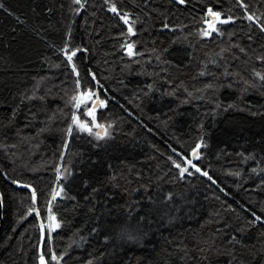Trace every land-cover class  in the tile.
Instances as JSON below:
<instances>
[{
	"label": "trees",
	"instance_id": "16d2710c",
	"mask_svg": "<svg viewBox=\"0 0 264 264\" xmlns=\"http://www.w3.org/2000/svg\"><path fill=\"white\" fill-rule=\"evenodd\" d=\"M82 2L86 7L73 13L71 0H0L9 10L0 8V264H37L36 213L25 216L31 206L30 191L11 181L18 179L36 187V207L46 218L57 162L71 169L67 179L61 180L67 196L56 201L61 227L52 233L57 255L66 253L61 258L63 264H87L90 260L93 264H182L183 253L175 250V243L184 238L191 249L193 230H199L205 220L222 221L205 225V235L223 224L231 225L227 230L231 233L246 227L251 211L264 214V186L260 184L264 180V87L252 76L253 68L264 72V64L255 60L256 55H264V34L254 21L243 18L237 0H186L184 5L149 0L147 6L144 0H114L119 8L143 18L136 26L137 35L130 38L139 41L137 51L147 57V50L153 47L167 50L163 60L168 63H159L154 57L146 62L129 58L119 49V33L125 28L103 0ZM244 3L249 5L250 13L264 20V0ZM209 6L221 11L222 17L231 14L237 19L219 25L222 35L197 38L195 30L201 27ZM144 13H149L151 19ZM164 16L170 28L182 27L162 29ZM69 26L72 47L87 48L77 53L75 61L81 78L91 69L100 82L99 87L91 82L106 102L104 108H97V118L102 123L111 122L112 127L111 135L99 141L77 129L69 136L67 154L60 160L58 153L71 114L66 101L72 94L74 75L55 48L63 46ZM190 33L193 35L189 39L182 38ZM231 45H239L246 52ZM209 58L218 63L206 64L209 74L202 76L199 73L205 65L201 62ZM225 67L229 75L224 74ZM235 72L255 81L257 87L242 91L245 86L240 77L232 75ZM181 81L183 84L177 88ZM209 83L214 87L204 88ZM28 94L34 98L22 99ZM77 111L82 120L90 121L83 105ZM201 137L204 145L198 166L208 170L216 182L189 169L191 176L172 183L176 175L168 161L169 156L176 158L172 149L190 153ZM249 154L252 158L245 159ZM253 168L258 170L252 172ZM112 171L130 180V187L121 180L119 187L108 186L86 203L83 198L91 188L85 190L84 181L96 187L97 181ZM235 172L240 175H233ZM149 185L146 191L144 186ZM126 187L128 192L123 190ZM105 191L108 205L103 203ZM168 192L174 194V199L164 202L163 195ZM73 196L76 200L71 199ZM148 196L156 203L150 204ZM130 201H138L144 209L137 208L133 216L151 209L152 224L149 227L145 222L143 229L146 235L136 243L125 242L114 234L110 241H104L103 236L109 234L105 225L126 218L123 209L117 213L114 206H126ZM93 205L94 211H90ZM174 213L177 219L168 224V216ZM93 227L102 230L90 234ZM262 232L264 227L258 225L239 234L245 244L254 245L252 254L243 250L247 264L264 261L258 242ZM166 238L174 243H167ZM218 243L222 241L218 239ZM241 251L237 249L238 254ZM189 255L192 260L183 264H197L201 254L193 249ZM228 259L223 254H212L205 264H228Z\"/></svg>",
	"mask_w": 264,
	"mask_h": 264
},
{
	"label": "snow or ice",
	"instance_id": "6c2138e0",
	"mask_svg": "<svg viewBox=\"0 0 264 264\" xmlns=\"http://www.w3.org/2000/svg\"><path fill=\"white\" fill-rule=\"evenodd\" d=\"M169 2H175L179 5H184L186 0H169ZM104 5H106L107 10L114 14L115 16L119 17V20L122 22V26L125 28L124 31L119 33V36L122 38V43L119 44V49L129 58L136 57L139 59H145L147 61H151L153 57L159 63H168L167 61L163 60V55L167 51L166 49H157L153 47L149 52L147 57H144L142 52L137 51V45L139 43L138 40L130 39L137 35V25L143 22V18L133 13L131 10H124L119 8L117 3L114 0H103ZM149 0H144L145 6H147ZM237 4L240 9L243 10L244 16L243 18L252 22L256 23V26L259 28L261 34H264V20L261 17H257L255 13H250L248 11L249 5L244 3V0H237ZM70 10L73 13H79L81 9L86 7V4L82 2V0H71ZM62 7V5H61ZM0 8H3L4 11L8 12L7 8H4V5L0 3ZM48 11H51L50 9ZM153 12L157 11L156 9H152ZM11 14V13H9ZM158 15H163L162 12H157ZM148 19H151V15L149 13H144ZM237 17L229 14L226 17H222L221 11H216L213 7H207L206 11L201 18V27L195 30V35L197 38H207L213 35V33H219L222 35L223 33L220 32L219 25L228 24L236 20ZM165 22L161 25L162 29L171 31L172 28L182 27L177 25H172L170 28L169 23L167 22V16H164ZM71 27L69 26L68 32L65 34V39L63 41V46L60 48H55L56 52L62 54L63 60L66 62L67 66L70 67L72 74L74 75V83L72 88V94L68 97L66 104L70 106L71 114L70 119L67 121L66 129L64 130L65 135L62 140V145L60 147L58 157L60 160H63L67 154V149L70 146L69 136H71L77 129L80 132H87L90 135L94 136L97 141L102 140L111 135V122H100L97 118L96 112L97 108H104L105 107V100L101 99L99 94L95 91L92 87L91 82L95 81L96 86H100V82L97 79L95 73L88 69L85 78H81L80 72L78 70V66L76 64L77 53L79 52H86L87 48H81L80 46L72 47V40H71ZM193 35L190 33L188 36L182 37L183 39L187 40L189 37ZM249 41L253 39L251 35L248 36ZM230 47H239V45H231ZM226 49H222L221 52L225 51ZM239 51L245 53L246 50L243 47H239ZM219 55V54H218ZM223 58V57H221ZM238 59V57H235ZM139 59L135 62L139 63ZM255 60L260 61L264 64V55H256ZM202 67L200 71V75H208L206 71V64L217 65V60L213 58H209L206 62H201ZM166 70V69H165ZM224 74L229 75L228 68L225 67ZM234 77H240L238 72L232 73ZM252 76L256 77L260 83V87H264V72L257 71L255 68L252 69ZM242 80L243 85L245 86L242 88V91H247L248 88H256L257 83L255 81L244 79L240 77ZM169 83H172L170 80ZM183 84L181 81L180 84L177 85L179 88ZM149 88L152 87L151 84L148 85ZM214 85L209 83L205 84L204 88L210 89L213 88ZM187 92L188 96L192 95V92H189L187 88L184 89ZM35 91V90H34ZM34 98L33 94H28L22 97V99L31 100ZM43 99V97H40ZM91 104V107L88 105ZM84 106L85 113L87 117H90V121H84L78 115V109L81 106ZM16 109H13V116L15 115ZM67 115V113H65ZM51 119V117H49ZM45 129H40L43 131ZM20 132L17 131V135L19 136ZM204 145L203 137L196 140L194 146L190 148L189 152H180L177 149H172L173 156L168 157V161L172 164L173 168L176 171V175L172 177V183H176L178 180H183L186 175L191 176L193 173L189 171V169H195L196 173H200L201 175L207 177L209 180H212V177L209 175V171L202 168V166H198V162L202 159V153L200 149ZM15 147V145H13ZM252 156H246L245 159H251ZM194 160L196 162H194ZM109 169H112V166H108ZM258 169L253 168L251 169L252 172H256ZM131 171V169H129ZM55 175V181L51 187L50 196L47 199V217L43 218L41 216L40 210L36 207L39 201V196L36 187H34L31 183H27L18 179H13L11 182L15 185H23L24 188L30 191V200L31 206L28 207L27 211L25 212V216L29 213H36L38 223L35 227L39 230V241L37 243V256L36 262L37 264H63L61 258L66 256L65 252H60L57 255L56 251L53 248V230L58 229L61 227V220L58 218V213L56 211V201L57 198H64L67 196L65 191V185L61 182L62 177L67 179V177L71 174V169L68 168L67 165H63L59 162L55 163V167L53 169ZM233 175L239 176V172L232 173ZM4 175L7 176V172H4ZM124 180L127 185H131L130 180H125V177L121 174H118L115 171H112L110 175L104 177L101 180L97 181V186L92 187L91 182L89 180L84 181L85 190L91 188V191L84 196V201L90 202L96 199V196L102 190H106L108 186L111 187H119L120 181ZM213 183L216 181L212 180ZM261 186H264V180L260 182ZM145 190L147 191L149 186H144ZM125 192L129 191V188L126 187L123 189ZM132 192H135V188H131ZM72 200H76V197H71ZM148 202L150 204H155L156 201L153 199L152 196L147 197ZM174 199V194L172 192H168L167 194L163 195L164 202H171ZM103 203L108 205L110 203L108 198V193L105 191ZM116 208L117 213L120 209H123L126 218L121 222L117 220L115 224L112 225H105L108 228L109 234L103 236L104 241H110L112 239L113 234L116 235L119 239L125 242L136 243L141 241L146 233L143 231L145 222H147L148 226L150 227L152 224V220L149 219L151 215V209L147 210L144 215H141L139 212L136 213V216H133V212L136 211L137 208H141V205L138 201H130L126 202L125 205L114 206ZM95 205L91 207L89 210L94 211ZM228 209L231 210L232 206L228 205ZM141 211H144L141 208ZM180 209L177 207V212ZM250 219L246 222V227L241 226L239 229L233 230L231 233H228L227 230L231 228L230 224H223L222 228H216L214 231L209 232L207 235L204 234L203 229L205 225L212 224V223H221L222 221H217L213 219H207L201 223L199 230H193V238H192V248L190 249L188 243L185 242L184 238H181L179 243H175V250L177 252H182L183 255L180 256V261H191L192 256L189 255V252L193 249L199 252L201 255L198 258L197 264H205V262L209 261V257L212 254L216 255H226L228 259V264H247V262L242 258L243 250H247L249 254L253 253L254 245L250 246L245 244L240 238L239 234L244 232L246 229H251L256 226L264 227V214L258 215L256 211L250 212ZM23 219V217H21ZM177 219V215L174 213L167 218V223L172 224L173 221ZM47 225V230H46ZM102 229L98 227H93L91 229L90 234H99ZM224 233V234H222ZM218 239L222 241V243H218ZM83 240V237H81ZM166 242L169 244H173V240H167ZM258 242L260 243V254L264 255V232L260 233L258 237ZM47 245V250L45 251L44 245ZM242 250L239 254L237 249ZM103 255V254H102ZM87 264H93L90 260ZM264 264V261H262Z\"/></svg>",
	"mask_w": 264,
	"mask_h": 264
},
{
	"label": "water",
	"instance_id": "95a60500",
	"mask_svg": "<svg viewBox=\"0 0 264 264\" xmlns=\"http://www.w3.org/2000/svg\"><path fill=\"white\" fill-rule=\"evenodd\" d=\"M91 106V105H90ZM195 162V160H194ZM191 169V168H190ZM193 171H195V169H192ZM200 175V177H205L203 175H201L200 173H197ZM207 178V177H205ZM208 179V178H207ZM2 223H3V198H2V194L0 192V230H1V227H2Z\"/></svg>",
	"mask_w": 264,
	"mask_h": 264
}]
</instances>
